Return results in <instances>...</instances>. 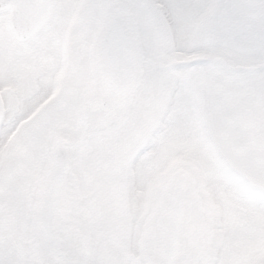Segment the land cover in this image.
<instances>
[{
	"label": "snow or ice",
	"instance_id": "1",
	"mask_svg": "<svg viewBox=\"0 0 264 264\" xmlns=\"http://www.w3.org/2000/svg\"><path fill=\"white\" fill-rule=\"evenodd\" d=\"M0 264H264V0H0Z\"/></svg>",
	"mask_w": 264,
	"mask_h": 264
}]
</instances>
